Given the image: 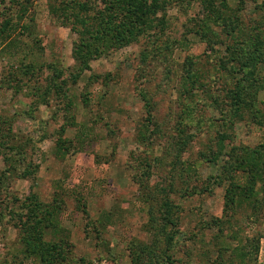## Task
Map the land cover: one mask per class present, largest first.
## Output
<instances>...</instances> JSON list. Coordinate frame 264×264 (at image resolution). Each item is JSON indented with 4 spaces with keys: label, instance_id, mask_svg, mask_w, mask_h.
<instances>
[{
    "label": "rangeland",
    "instance_id": "1",
    "mask_svg": "<svg viewBox=\"0 0 264 264\" xmlns=\"http://www.w3.org/2000/svg\"><path fill=\"white\" fill-rule=\"evenodd\" d=\"M50 2L0 0V264H264V215L214 182L264 149V0H175L87 66Z\"/></svg>",
    "mask_w": 264,
    "mask_h": 264
},
{
    "label": "trees",
    "instance_id": "2",
    "mask_svg": "<svg viewBox=\"0 0 264 264\" xmlns=\"http://www.w3.org/2000/svg\"><path fill=\"white\" fill-rule=\"evenodd\" d=\"M58 1L59 4L51 0L50 10L57 19L61 20V24L70 26L72 31L78 34L79 39L75 43L74 55L81 65H86L88 59L99 53L102 46H106V49L126 46L159 27L163 32L166 26L168 8L170 3L175 0ZM200 1L206 6L205 8L211 13L210 15L215 16L219 8L226 5L227 0ZM160 13H162L161 18L159 16ZM230 49L232 48L230 47ZM252 64L256 66L258 63L253 62ZM78 77L77 75L76 80ZM195 79V77L192 79L194 84L197 81ZM252 81L248 88L256 86L259 89L262 88L263 83L255 82L254 79ZM186 89L185 92L188 97L191 98L195 95V87L193 85L191 88ZM241 104V100H239V103L235 106L238 114H240L241 107L245 106H240ZM148 107H150L149 104ZM151 111H149L150 114ZM151 119L153 121V118ZM0 121L3 122L1 119ZM139 132L143 141L151 140V136L146 134L149 132L148 126H142V130ZM241 149L235 147L227 152L229 160L224 161L221 172L217 175L214 182L219 187L227 185L225 210L238 214L239 210L247 205L252 211L251 215L258 217L259 214L264 215V165L257 163L255 160L261 159L264 161V149L255 153L247 151L243 147ZM223 152H225V149L222 148L220 153ZM251 215L249 214L248 216L251 217ZM164 218L168 223L175 225L170 214H166ZM215 220L213 221L215 224L221 223L218 219ZM27 243H29L31 248L27 251L29 254L40 256L42 251L48 252L44 249V243L40 244L30 240ZM48 260L49 258L44 259V264H48Z\"/></svg>",
    "mask_w": 264,
    "mask_h": 264
}]
</instances>
